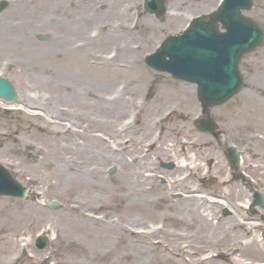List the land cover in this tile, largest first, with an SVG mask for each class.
Instances as JSON below:
<instances>
[{
  "label": "rangeland",
  "instance_id": "rangeland-1",
  "mask_svg": "<svg viewBox=\"0 0 264 264\" xmlns=\"http://www.w3.org/2000/svg\"><path fill=\"white\" fill-rule=\"evenodd\" d=\"M113 1L116 3L111 5V0H8L2 8L0 75L12 83L17 102L8 104L0 99V162L28 187V195L0 197V264H152L148 252L141 257L131 255L136 250L128 243L133 241L118 230L103 229L100 223L72 226L66 214L71 201L98 191L90 182L76 181H97L93 175L96 171L103 174L107 185L125 180L130 189L133 183L141 187L140 181L124 179V171L130 166L140 169L147 196L161 195L155 204L157 209L186 215L179 202L184 200V185L189 182L200 188L202 213L217 222L211 230L204 226L194 228L198 223L188 219L193 221L192 227L188 222L180 229L194 235H190V242L182 243L183 249L172 251L176 261L182 257L183 262L188 260L190 264H259L264 261V241L260 239L264 224L258 217L249 219L246 203L251 187L229 172L222 151L226 144L236 146L241 152V168L253 179L252 185L264 193V43L240 60L242 88L225 103L209 108L221 129V134L214 137L194 125L193 118L201 111L194 84L149 68L143 56L164 35L181 29L193 15L212 9L219 0H165L166 11L160 16L144 11L143 0ZM173 12L181 17L169 18ZM246 14L264 29V0H253ZM92 30L97 32L91 36L95 40L102 37L97 40L99 44H88L87 49L83 43ZM116 32L123 34L113 37ZM39 34H47V38L41 40ZM138 43L146 47H134ZM136 54L139 58L135 62ZM64 55L69 56L68 63L64 62ZM132 61L135 63L130 64ZM101 74L111 79L108 85L96 84ZM124 80L130 81V99L127 104L115 106L120 104L114 97ZM63 81H68L64 84L69 87L75 84L85 90L78 95L70 93ZM134 85L137 88L133 93ZM185 86L192 90L194 104L187 116L181 114L185 112L181 87ZM162 91L170 93L155 99ZM170 105L179 111L162 117ZM131 109L139 114V121L132 125ZM158 126L161 131L154 129ZM145 127L148 130H143ZM149 137L150 142L156 143L154 146L148 145ZM20 139L38 146L42 152L46 148L52 164L37 165L30 148L18 144ZM82 140L79 150L77 144ZM64 141L67 146H59ZM153 150L159 153L156 155ZM63 153L72 154L70 162L76 156L87 172L78 176V169L60 168L65 164L59 161ZM207 156L214 161L209 164ZM167 160L175 165L165 168L160 164ZM110 166L115 167L112 173L108 172ZM186 169L195 173L185 179L182 175ZM132 189L129 196L141 193ZM178 192L180 195L174 196ZM52 199L58 202L56 208L47 206ZM224 205L231 215L221 213ZM258 208L264 213V205ZM141 210L132 209L127 217L135 226L136 235L141 233L139 230L159 224L155 223L158 217H149ZM232 220L238 223L237 244L244 246L252 240L251 246L240 247L233 257L235 243L215 238V229ZM39 232L46 233L49 240L42 250L33 242ZM217 252H221V257L203 259ZM156 261L164 264L160 259Z\"/></svg>",
  "mask_w": 264,
  "mask_h": 264
},
{
  "label": "bare ground",
  "instance_id": "bare-ground-1",
  "mask_svg": "<svg viewBox=\"0 0 264 264\" xmlns=\"http://www.w3.org/2000/svg\"><path fill=\"white\" fill-rule=\"evenodd\" d=\"M111 5H113L114 2L113 0H111ZM118 1V0H117ZM174 13V12H173ZM180 16L181 14H168L169 18H174L175 16ZM150 26L155 28V24L154 23H150ZM158 26V25H157ZM123 34V32H121ZM122 34L116 32L113 34V37H118L119 35L121 36ZM102 36L96 38L91 37L89 34H87V37L85 39V43H83V47H86L87 49H89L88 44H99L97 40L101 39ZM137 39V38H136ZM134 42V41H133ZM125 47V46H122ZM134 47L136 48H142V47H146V45H140L139 43L134 45ZM62 50L64 52L66 46H64L62 44L61 46ZM75 49V48H73ZM60 50V51H62ZM50 54V53H49ZM48 54L47 57H49L50 55ZM51 57V56H50ZM139 58V56L136 54L134 55V59L135 62L137 61V59ZM80 59V58H79ZM63 60L65 63L69 62V56L68 55H64ZM75 61V58L73 60ZM135 62H131L135 63ZM128 65V64H127ZM136 68L138 67L137 65H135ZM93 80H95V78H92ZM68 81H63L62 84L67 83ZM111 82V79L107 76H103L102 74L98 76L96 84L98 85H104L105 84H109ZM127 82L130 81H126L124 80V86H121L120 88H118V94L114 97V99H119L120 104L116 105L113 102H111L112 104H114L115 106H120L122 103L126 102V104L128 103V100L130 99V92H131V88L128 85ZM65 87L69 88L68 92L73 93L75 95H78L80 92H83L85 90V88L83 86H78V85H73L74 87H69L67 86V84H64ZM137 88L136 85L133 86L132 90L133 93L136 91L135 89ZM181 91L184 92V95L181 97H184L185 100V112L183 111V115L187 116L189 114L192 113L193 109H194V104H193V93L192 90L189 89L188 87H181ZM87 92V91H86ZM84 92V93H86ZM168 94L170 93V91H166ZM165 91L160 92L159 95L155 96V99H158L157 97H164L163 94L166 93ZM65 97H67L65 95ZM116 99V100H117ZM180 101V100H179ZM104 102V101H103ZM181 102V101H180ZM93 103H97V101H93ZM106 103V102H105ZM157 105L159 103H156ZM113 105V107H114ZM108 109V108H107ZM167 110H177L175 108H173L172 105H170L168 108H166V110H163L164 112ZM109 111V109H108ZM179 111V110H177ZM121 112V111H120ZM163 112V113H164ZM130 115L132 116L133 122L132 120L130 121V124H134V122H138V115L137 112L135 111V109H131L129 110ZM146 120H149L146 118ZM108 124V122L106 123ZM148 126H150V121L148 122ZM186 125V124H185ZM131 127V126H130ZM145 127L143 130H148V128ZM66 128V126L64 127ZM123 127H120L119 129H122ZM156 129V128H154ZM67 130V129H65ZM188 130H190V127L188 128ZM255 141H257V139H254ZM148 145L151 143L152 146H154L156 143L155 142H150V137L148 140ZM127 142V141H125ZM66 141L61 142L59 144V146H62L64 144V146H67ZM83 140L81 143L77 144L79 147V150L82 146ZM18 144H20L21 146H27L30 148V151L32 152L34 159L36 161V164L39 166H48L49 164H52L50 162L49 156L47 155V150L46 148H43V152L41 151V149L37 146L35 147L33 144H31L29 141H24V140H19ZM7 149L9 148V146H5ZM153 149V148H152ZM154 153L157 155L159 152L157 150H153ZM78 154V153H77ZM72 154L70 153H63L62 157L59 159V161L64 162L65 164H61L60 168H68L70 167V169H78L80 170V172H78V176L84 172H87L83 169L82 167V162H79L77 160V157L74 156V158L71 161V156ZM188 156L190 157V155L188 154ZM205 159L208 161V163L210 164L211 161L213 162L214 160H211V158L209 156L205 157ZM125 161V159H124ZM182 161V160H181ZM139 162H142L141 160H139ZM70 163V164H69ZM182 165H184L182 163ZM65 166V167H64ZM194 166V165H193ZM199 165H195V167H198ZM57 168V167H56ZM138 170V171H137ZM140 169H134L133 166L128 167L127 170L124 171V179H128V180H133L134 181H140L142 183V186L140 187V185L137 186V183H133V191L136 190H141V193L139 191V195L137 197H132L129 196V193L131 192V189L129 187V183L125 180H123L121 183H117V184H112V185H107L105 183L104 180V176L102 173H100L99 171H91L94 172L93 175L96 176L98 178V180H94V181H90V180H76L78 182L81 183H88L90 182V184L93 186L95 185L98 191H94L91 194H88V198L85 199H76L74 201H71L70 204H68L67 207V216L70 218L71 221V225L75 226L74 224H78L81 226H90L93 225L94 223H100L102 225V228L105 229V227L108 228H113L114 230H118L122 236H124L125 238H131V240L133 241L132 244H130V242L128 243V245H132V247L135 248L136 252L135 253H130L131 255L135 254V257H141L142 254L144 252H148V255L150 256V260L152 259L153 263L152 264H157L156 260H161L164 264H178V262H180L179 264H190L189 261L187 260L186 262H183V258L179 257L177 258L178 261L175 260V256H173V250H178V249H183L184 245H182V243L184 242H190V235L194 233L192 232H187L185 230L180 229L181 227L185 226L188 222H191L188 219H193V221H196L198 223L197 226H194V228H199V227H209L211 230L214 229L215 226H217V222H213L211 220H209L205 214L202 213V208H203V201H202V196L198 193V190L200 189L197 186H194L192 183L189 184L186 183L184 185V188L186 189V194L185 197L183 198L184 200L181 202H179L180 204V210H185L186 215L185 214H181V213H175L174 210L169 209L168 211L166 209H157L155 207V204L157 203V201L159 200V198L161 197L160 194H158L157 197L155 196H147L145 194V190H146V185L143 184V177L139 174ZM193 172L192 170H185V173L182 175V178H187L188 176L192 175ZM147 174V173H146ZM76 176V177H78ZM202 177L204 175H201ZM209 177H212V179L214 178L213 175H207ZM76 179H82L80 177L76 178ZM225 179H221V182H225ZM75 184V183H74ZM76 186V185H75ZM182 186V185H181ZM140 187V188H138ZM138 188V189H137ZM31 207H36L35 204H32ZM134 209L135 210H141L140 213H142V211L144 210L146 212V214L149 217H158V222L155 223H159L158 226L155 228H145L142 230H139V235H136L135 233V226L131 223V221L127 220V217L130 215L131 210ZM97 210H101V211H97ZM113 213V214H112ZM112 214V215H111ZM179 214V215H177ZM181 214V215H180ZM84 215V216H83ZM152 221V220H150ZM157 221V220H155ZM193 221L189 224L190 227H192V225L194 224ZM70 222V221H68ZM79 222V223H78ZM74 223V224H73ZM237 221H230L228 222L226 225L223 226H218V228L215 229V231L217 232L215 234V238L216 241H223V240H227L231 243H235L234 248L232 249V257L234 256V253L236 254L238 251L240 250V247L243 246V244H237L238 243V239L240 237L236 236V226H237ZM145 224H141V226H143ZM187 228H189L187 226ZM214 233V231H213ZM168 235L170 236V239L168 238ZM249 240V239H248ZM247 240V241H248ZM95 242V241H94ZM251 246L252 245V240H249L246 244H244L243 247L246 246ZM93 248V246L91 247ZM175 248V249H173ZM94 251V248H93ZM152 251V253H151ZM184 251L187 250H179V252L184 253ZM235 251V252H234ZM237 251V252H236ZM194 254V253H192ZM226 253H224L225 256ZM93 256H95L92 253ZM181 256V255H180ZM216 256H220L221 257V252H217V254H215L214 256L212 255H208L204 258L206 261L208 260H212L214 259ZM222 259L223 258L222 256ZM201 261V260H200ZM249 263V262H247ZM192 264H197V262H193ZM259 264H263V262H260Z\"/></svg>",
  "mask_w": 264,
  "mask_h": 264
},
{
  "label": "water",
  "instance_id": "water-1",
  "mask_svg": "<svg viewBox=\"0 0 264 264\" xmlns=\"http://www.w3.org/2000/svg\"><path fill=\"white\" fill-rule=\"evenodd\" d=\"M162 1L144 0V5L150 12L160 13L163 11ZM250 5L251 0H223L211 16L195 17L182 35L167 38L157 53L146 59L147 63L157 69L170 70L177 76L194 79L204 105L225 100L240 85L236 71L238 58L263 37L254 22L240 12ZM218 20L222 22L223 31L217 30L215 22ZM8 88V82L0 78V94L13 96ZM205 127H211V124ZM0 193L23 194V189L1 167ZM254 197V203L263 202L258 192ZM44 244L40 243L41 246Z\"/></svg>",
  "mask_w": 264,
  "mask_h": 264
}]
</instances>
